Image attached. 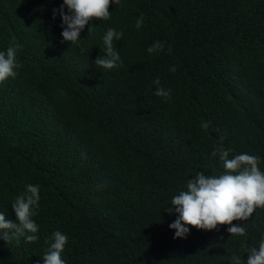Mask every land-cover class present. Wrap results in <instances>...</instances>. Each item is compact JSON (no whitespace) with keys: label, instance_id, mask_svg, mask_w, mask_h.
Wrapping results in <instances>:
<instances>
[{"label":"trees","instance_id":"1","mask_svg":"<svg viewBox=\"0 0 264 264\" xmlns=\"http://www.w3.org/2000/svg\"><path fill=\"white\" fill-rule=\"evenodd\" d=\"M62 3L0 0V51L16 47L21 65L0 83V213L17 222L15 198L40 188L38 239H0V264H42L56 231L65 264H246L264 207L233 221L244 236L218 226L183 239L166 208L198 173H223L221 143L264 172V0H110L75 44L53 19ZM109 28L123 33L119 66L98 68Z\"/></svg>","mask_w":264,"mask_h":264},{"label":"clouds","instance_id":"2","mask_svg":"<svg viewBox=\"0 0 264 264\" xmlns=\"http://www.w3.org/2000/svg\"><path fill=\"white\" fill-rule=\"evenodd\" d=\"M51 2V0H50ZM118 4L119 0H111ZM110 0H63L59 9H53V19L58 14L62 21V42L75 44L80 33L88 25L89 34L92 31L90 21L107 20L110 17L108 11ZM67 8V14L65 13ZM143 16L136 21L139 28L142 25ZM122 32L109 28L103 36L104 52L97 56L95 66L103 69H113L119 66L120 55L114 49L113 41L119 40ZM164 45L156 41L147 48L152 54L162 51ZM171 49L169 48V51ZM17 48L10 46L6 51H0V83L17 76V69L21 67L16 59ZM175 72L176 69L172 68ZM158 86L154 93L158 97L167 99L171 90L159 87V78L153 81ZM202 127L207 128L205 123ZM223 137H221V142ZM232 150L222 146L215 148L212 156H218L224 169L219 176H208L198 173L186 184V190L180 191L171 199V206L166 211L171 215L173 209L177 219L169 225L175 231L174 239L185 238L190 228L212 231L218 226H228L229 235L244 236L246 229L243 226L233 224V221H245L249 219L257 207H264V172L258 165L260 158L249 154H238L229 158ZM39 185H27L11 204L16 221L6 220L0 213V239L9 241L13 236L24 237L27 243L35 242L38 237V226L32 219L36 214L34 209L40 199ZM68 237L59 231L53 233L52 243L42 258V264H65L61 253L67 243ZM248 258L246 264H264V238L259 242L258 248L247 249ZM232 264H243L241 257L234 256Z\"/></svg>","mask_w":264,"mask_h":264}]
</instances>
